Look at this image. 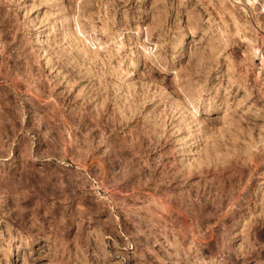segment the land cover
Returning <instances> with one entry per match:
<instances>
[{
    "label": "rangeland",
    "instance_id": "374dc122",
    "mask_svg": "<svg viewBox=\"0 0 264 264\" xmlns=\"http://www.w3.org/2000/svg\"><path fill=\"white\" fill-rule=\"evenodd\" d=\"M229 202L264 264V0H0V264H220Z\"/></svg>",
    "mask_w": 264,
    "mask_h": 264
},
{
    "label": "bare ground",
    "instance_id": "6f19581e",
    "mask_svg": "<svg viewBox=\"0 0 264 264\" xmlns=\"http://www.w3.org/2000/svg\"><path fill=\"white\" fill-rule=\"evenodd\" d=\"M42 36H43V31L41 32V35H40V37L39 38H41V40H42ZM223 170V169H222ZM222 170H221V168H218V171H215V170H213V173H214V175H215V180H217V181H223L225 178H224V173H222ZM208 172H211V170H208ZM216 172H218V173H216ZM221 183V182H220ZM218 186V185H217ZM222 185H220L219 184V188L221 187ZM216 189H218V188H216ZM219 190V189H218ZM221 201H219V200H217L218 202V204H220V205H218V208L220 207V209H222V208H225V207H227V205L228 204H226L225 203V201L224 200H222V199H220ZM233 201V200H232ZM231 201V202H232ZM230 203V202H229ZM231 204H233V203H230V207L225 211V212H223L222 214H220V216H218V218H219V220H220V223H219V226H220V230H222L221 231V239L217 242L218 244H216V243H214V244H216L217 246H215V248H217L218 250H220V252H221V255L224 253V252H226V255L224 256V258L222 259V260H220V264H228V262L229 263H234V260L236 259V257L234 256V254L232 253V251H233V246H232V244H230V242H228V240L227 239H229V237H230V234H232L231 232H232V229H235V228H233L234 227V223H230V220H232V219H234L235 217H236V215L238 214V212H241V211H243V207L240 205V208H237V209H235ZM197 226H195V229H193L192 230V232L194 231V230H197V228H196ZM196 232V231H195ZM192 234V233H191ZM195 236H196V233H195V235L193 234V236H192V240H190L189 242H190V245H189V247L191 248V249H194V247H196L197 248V250H198V248L200 249V244H201V242H200V240H199V242H200V244L198 243V241H197V239H195ZM185 242V241H184ZM183 242V243H184ZM186 244V243H185ZM180 245H181V243H180ZM188 245V244H187ZM202 245V244H201ZM212 245V244H211ZM206 246V245H205ZM204 246V247H205ZM214 246V245H213ZM188 247V248H189ZM210 249L212 248V246L210 247V245L208 246ZM207 247V248H208ZM202 248V247H201ZM206 248V247H205ZM207 248H206V250H207ZM214 248V247H213ZM185 249H187V248H185ZM189 250V249H188ZM196 250V249H195ZM250 252V251H249ZM247 257H245V259H246ZM198 259V258H197Z\"/></svg>",
    "mask_w": 264,
    "mask_h": 264
}]
</instances>
